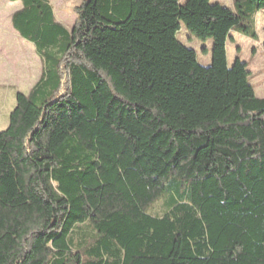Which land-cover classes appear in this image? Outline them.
Here are the masks:
<instances>
[{
	"label": "trees",
	"instance_id": "obj_1",
	"mask_svg": "<svg viewBox=\"0 0 264 264\" xmlns=\"http://www.w3.org/2000/svg\"><path fill=\"white\" fill-rule=\"evenodd\" d=\"M8 1L41 75L0 131V264H264V99L226 53L264 0H84L71 29Z\"/></svg>",
	"mask_w": 264,
	"mask_h": 264
},
{
	"label": "rangeland",
	"instance_id": "obj_2",
	"mask_svg": "<svg viewBox=\"0 0 264 264\" xmlns=\"http://www.w3.org/2000/svg\"><path fill=\"white\" fill-rule=\"evenodd\" d=\"M83 1L84 0H50L56 21L62 24L65 28L71 29L77 18L76 8L79 7ZM215 1H219L222 6H227L226 1L224 0H212V2ZM15 6L14 3L8 2L7 0H0V27L3 25L2 27L4 28V23L8 21L7 24L9 25V28H11L9 18L13 10L16 8ZM255 32L257 35L256 40L249 39L243 35H237L235 42L227 43V64L230 67L235 58L246 63L247 69L250 72L248 81L254 89V94L257 98L264 99V18H261L259 23L256 21ZM177 40L187 48L195 51L197 61L203 68L210 65L212 46L210 40H198L183 27H181L180 31L177 33ZM6 44H11V42H6ZM2 55L3 58L5 56L8 58V62L16 63L15 65L25 63L23 56L19 55L16 50L9 52L5 49L2 52ZM33 62L34 72H32V75L37 77L41 72V63L35 53H33ZM13 68L16 69L15 66ZM3 106L4 105L0 108L2 109L3 118L2 122L0 121V131L7 127L8 117L11 111L10 107L4 108ZM162 210L163 209H156L154 206H151L147 209L146 213L155 216L160 215Z\"/></svg>",
	"mask_w": 264,
	"mask_h": 264
},
{
	"label": "crops",
	"instance_id": "obj_3",
	"mask_svg": "<svg viewBox=\"0 0 264 264\" xmlns=\"http://www.w3.org/2000/svg\"><path fill=\"white\" fill-rule=\"evenodd\" d=\"M224 1H226L227 3L226 7L232 8L233 5H232L231 0H224ZM215 2L219 3V1H215ZM14 4L16 5L15 6L16 8L13 10L12 14L18 11L19 9H21V4L19 2H14ZM11 16L9 18L10 25H11ZM261 18H264V11L258 13L256 15L255 20L258 21L259 23ZM7 23L8 21L4 23V28L2 27L3 25L0 27V108L2 105H4L3 106L4 108L10 107L12 111V109L14 108L16 95L17 94L27 95L30 89L39 80L41 72L37 75V77L32 75V72H34L33 70L34 69L33 68V64H34L33 53H35L34 46L24 41L13 30L12 26L11 28H9V25ZM5 24H6V27H5ZM236 37H237V34H234L232 36V41L230 42H235L237 39ZM6 42H11V44H6ZM226 48H227V45H226ZM5 49L9 52L16 50V52H18L19 55L23 56V60L25 59V63H22L21 65L20 64L15 65L16 63L8 62L7 61L8 58H6V56L3 58V55H2V52ZM14 66L16 67V69L13 68ZM21 70L23 71V73ZM2 119H3L2 109H0V121L1 122H2Z\"/></svg>",
	"mask_w": 264,
	"mask_h": 264
}]
</instances>
